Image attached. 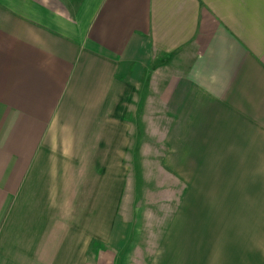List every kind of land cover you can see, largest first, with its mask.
Masks as SVG:
<instances>
[{
    "label": "crops",
    "instance_id": "obj_1",
    "mask_svg": "<svg viewBox=\"0 0 264 264\" xmlns=\"http://www.w3.org/2000/svg\"><path fill=\"white\" fill-rule=\"evenodd\" d=\"M116 101L170 117L199 224L143 243L113 188L100 227ZM0 264H264V0H0Z\"/></svg>",
    "mask_w": 264,
    "mask_h": 264
},
{
    "label": "rangeland",
    "instance_id": "obj_2",
    "mask_svg": "<svg viewBox=\"0 0 264 264\" xmlns=\"http://www.w3.org/2000/svg\"><path fill=\"white\" fill-rule=\"evenodd\" d=\"M116 103L114 127L117 136L109 141V146L116 147V153L110 154L111 158L115 157V163L110 164V178H107L110 183L107 184L106 181L104 182L106 184L101 186L100 227L103 228L104 222L108 220L104 212L108 203L103 199L107 196L103 194L113 188L116 194L115 209L119 225L133 224L146 228L141 235L143 243L155 241L157 235L151 232L152 228L168 225L173 213L183 208L195 211L199 224L201 219H198V215L203 207V171H188L182 157L170 152L174 146L170 132V117L166 113L156 115L152 111L149 112L147 121L144 122L147 137L141 138L139 137L141 123L136 121L137 114L134 112L138 110L137 102L131 103V115L126 117L123 114L124 102ZM152 108L154 111V107ZM103 142L104 146L108 145V139L104 138ZM124 148L129 149L127 153H123ZM145 149L148 152H145ZM140 150L143 152H138ZM104 174L106 171L101 170V179L104 178ZM191 177L196 184L190 187V197L194 200L191 199L189 203L186 194L188 180ZM138 236L140 235L137 234Z\"/></svg>",
    "mask_w": 264,
    "mask_h": 264
}]
</instances>
